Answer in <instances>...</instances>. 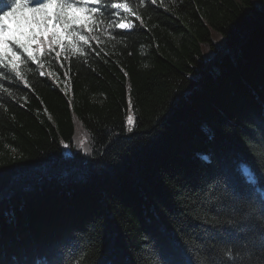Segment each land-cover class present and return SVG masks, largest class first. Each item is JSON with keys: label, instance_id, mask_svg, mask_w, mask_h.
Returning a JSON list of instances; mask_svg holds the SVG:
<instances>
[{"label": "trees", "instance_id": "obj_1", "mask_svg": "<svg viewBox=\"0 0 264 264\" xmlns=\"http://www.w3.org/2000/svg\"><path fill=\"white\" fill-rule=\"evenodd\" d=\"M124 1L0 73V264H185L264 200V0Z\"/></svg>", "mask_w": 264, "mask_h": 264}, {"label": "snow or ice", "instance_id": "obj_2", "mask_svg": "<svg viewBox=\"0 0 264 264\" xmlns=\"http://www.w3.org/2000/svg\"><path fill=\"white\" fill-rule=\"evenodd\" d=\"M33 2L35 6L30 7L28 0H0V73L14 80L23 79L26 87L27 79L20 70L22 56L26 55L31 64H35L37 53L44 52L43 45H47L50 51H55V47L63 51L65 41L73 52H81L83 55L76 41L91 46L90 39L82 32L95 30L97 16L106 21L112 18L110 13L113 9L131 11L129 3L111 2L108 7L107 0ZM151 2L155 3L156 0ZM142 3L147 4L148 0H142ZM18 11L32 14L30 17H23L28 28L26 32L19 27L10 28L5 23L9 18L15 17ZM137 19L140 17L137 16ZM115 27L126 30L132 25L119 22ZM55 55L59 59L61 52L56 51ZM8 90L9 86H5L4 91ZM216 223L226 225L221 230L223 238L211 245L210 251L198 254L194 259L189 257L185 264H264V200L258 210L237 213L226 221Z\"/></svg>", "mask_w": 264, "mask_h": 264}, {"label": "rangeland", "instance_id": "obj_3", "mask_svg": "<svg viewBox=\"0 0 264 264\" xmlns=\"http://www.w3.org/2000/svg\"><path fill=\"white\" fill-rule=\"evenodd\" d=\"M118 2H125L124 0H118ZM30 7H34L35 5H29ZM91 7V5H89ZM122 10V9H121ZM121 10H118V11H121ZM124 11V10H122ZM32 14L31 13H28V12H24V13H21V12H17L16 13V16L15 17H11L9 18L8 20L5 21V23L8 25V27L10 28H13V29H16L17 27H19V29L21 31H27L28 28H27V25L25 24L24 22V19L23 17L24 16H31ZM131 23V22H129ZM132 25V24H131ZM82 34L85 35L84 32H82ZM81 42L82 41H76V44H77V47L80 48V45H81ZM65 44H67V41H65ZM34 47V46H33Z\"/></svg>", "mask_w": 264, "mask_h": 264}, {"label": "bare ground", "instance_id": "obj_4", "mask_svg": "<svg viewBox=\"0 0 264 264\" xmlns=\"http://www.w3.org/2000/svg\"><path fill=\"white\" fill-rule=\"evenodd\" d=\"M247 171V170H246ZM248 172V171H247ZM249 173V172H248Z\"/></svg>", "mask_w": 264, "mask_h": 264}]
</instances>
